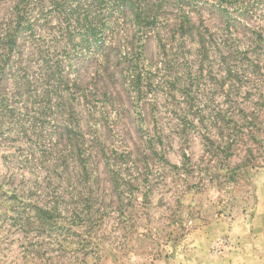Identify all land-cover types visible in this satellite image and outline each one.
<instances>
[{
    "label": "rangeland",
    "instance_id": "374dc122",
    "mask_svg": "<svg viewBox=\"0 0 264 264\" xmlns=\"http://www.w3.org/2000/svg\"><path fill=\"white\" fill-rule=\"evenodd\" d=\"M17 1L0 0V29L14 18ZM170 4L165 16L174 19L179 6ZM233 5L183 2L194 35L172 37L171 24L160 40L154 28L137 32L127 23L103 52L105 63L97 52L65 62L71 90L54 95L53 104L42 84L33 87L37 103H14L19 122L7 118L0 135V264H264V166L222 169L205 152L199 123L200 111L228 105L231 59L222 55L236 47L233 36L242 49L250 28L264 27L248 15L236 30L225 16L236 15ZM47 32L40 25L36 35ZM32 43L28 32L19 40L25 59L36 53ZM139 44L142 74L135 82L127 57ZM35 60L27 63L33 79L43 74ZM5 71L0 91L13 96L16 80ZM240 159H229V169ZM210 171L223 175L210 181ZM237 173V181L226 179ZM44 205L57 207L59 221H77L68 224L72 232L63 230L65 239L57 234L59 245L57 231L39 235L27 224L29 209Z\"/></svg>",
    "mask_w": 264,
    "mask_h": 264
},
{
    "label": "trees",
    "instance_id": "16d2710c",
    "mask_svg": "<svg viewBox=\"0 0 264 264\" xmlns=\"http://www.w3.org/2000/svg\"><path fill=\"white\" fill-rule=\"evenodd\" d=\"M17 2L14 18L8 20V24L0 29V79L9 68V74L16 80L13 96L0 91V135L3 133L1 127L5 120L9 118L8 121H12L17 113L18 108L14 103L20 100L37 103L40 95L33 88L34 85L46 86L43 90L49 104H53L54 95L59 96L61 92L71 90L64 64L66 62L67 66L72 65L73 56L81 57L97 52L99 61L105 63L103 52L108 45L114 44L119 28L123 25L129 23L136 27L137 32L154 28L153 32L162 38L160 40H163V31L167 25L175 24L172 37L177 33L181 36L194 35L196 26L191 20L189 9L184 11L182 8V3L190 5V0H173L179 6L174 19L165 16V5L170 4L171 0H18ZM257 2L262 10L255 7ZM232 3L236 15H229L226 12L225 16L233 21L236 30L239 26L242 29L237 23L245 26L244 19L248 15L264 21V0H232ZM47 12L57 14L58 22L55 25L50 24L51 14L45 15ZM227 23L229 32L230 23L229 21ZM40 25L47 28L48 32L45 36L36 35ZM27 32L31 35V40L35 41L32 45L36 53L25 59L21 55L23 47L19 45V40ZM250 34L247 47L241 49L239 38L233 36V39H237L236 47L229 44L231 48L227 51L229 56L222 55L223 59H231L226 75V79H231V83L224 93L228 100L227 107L223 108L219 105L218 108L209 110L205 108V112L200 111L199 114V123L201 128H204L205 152L211 159L220 160L218 162L222 169L227 165V172L231 170L234 173L246 167L264 166V27L257 25L250 28ZM198 36L202 43V54L205 55L208 53L206 33L200 31ZM58 43L61 45L59 46ZM126 48L130 47L127 45ZM132 49L127 58L129 69L132 74L135 73L134 81L137 82L142 74V69L139 68L143 54L142 44L136 47L132 45ZM15 54L17 60L12 65ZM33 58L36 59V63L37 60L43 62L39 65V69L43 72L40 78L33 79L31 72L35 70L27 64L34 60ZM46 111H51V106H46ZM19 119L13 118L16 122H19ZM24 125V122L20 124L19 132L24 130L21 129L25 128ZM212 128L216 129V135L211 131ZM70 130L75 134L73 128ZM234 156H239L240 162L229 169V159ZM185 158L189 160L188 155H185ZM81 160L84 162L85 158ZM209 174L210 181L219 180L223 175L217 171H210ZM238 175V173L233 176L227 175L226 179L228 177V180L237 181ZM113 178L115 186L118 187V177L115 176L114 171ZM28 214L31 222L27 224H34L37 234L46 232L52 237L57 231L54 240L58 245L61 240L57 238V234L65 239L69 232L63 230L72 232L68 224L75 225L77 222L74 218L69 222L65 219L59 221L61 212H58L55 205L36 206L29 209Z\"/></svg>",
    "mask_w": 264,
    "mask_h": 264
},
{
    "label": "built area",
    "instance_id": "2783aa9c",
    "mask_svg": "<svg viewBox=\"0 0 264 264\" xmlns=\"http://www.w3.org/2000/svg\"><path fill=\"white\" fill-rule=\"evenodd\" d=\"M217 250H219V249L217 248Z\"/></svg>",
    "mask_w": 264,
    "mask_h": 264
}]
</instances>
